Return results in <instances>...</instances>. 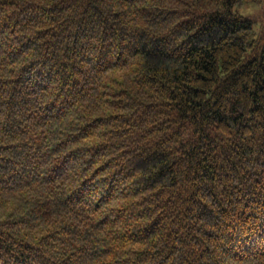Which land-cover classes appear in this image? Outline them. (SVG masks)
<instances>
[{"label":"trees","instance_id":"16d2710c","mask_svg":"<svg viewBox=\"0 0 264 264\" xmlns=\"http://www.w3.org/2000/svg\"><path fill=\"white\" fill-rule=\"evenodd\" d=\"M244 1L0 0V264H264Z\"/></svg>","mask_w":264,"mask_h":264},{"label":"rangeland","instance_id":"374dc122","mask_svg":"<svg viewBox=\"0 0 264 264\" xmlns=\"http://www.w3.org/2000/svg\"><path fill=\"white\" fill-rule=\"evenodd\" d=\"M238 11L254 21V31L258 34L264 21V0H245Z\"/></svg>","mask_w":264,"mask_h":264}]
</instances>
